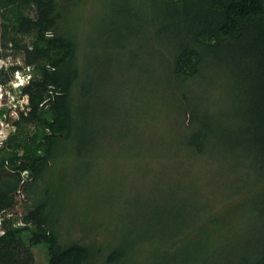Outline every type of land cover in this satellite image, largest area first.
Wrapping results in <instances>:
<instances>
[{
	"label": "rangeland",
	"instance_id": "obj_1",
	"mask_svg": "<svg viewBox=\"0 0 264 264\" xmlns=\"http://www.w3.org/2000/svg\"><path fill=\"white\" fill-rule=\"evenodd\" d=\"M157 11L142 0H55L57 34L59 25L77 42L78 139L59 156L57 151L33 186L36 194L18 195L17 212L40 203L59 239L89 246L93 264L114 247H131L119 264H182L189 245L201 243L196 229L216 212L224 229L200 264H236L262 225L255 208L261 195L246 193L257 172L233 157L244 128V93L224 68L183 91L174 89L163 63L172 30L158 33L163 21ZM145 19L153 25L143 28ZM13 23L0 4V68L29 67L32 77L36 69L23 50L35 36L15 33ZM0 88L2 116L7 93L15 95V89L10 83ZM183 108L214 129L206 156L185 154L189 120ZM23 128L29 133L34 126ZM169 231L178 235L164 245ZM32 250L38 264H47V242Z\"/></svg>",
	"mask_w": 264,
	"mask_h": 264
},
{
	"label": "trees",
	"instance_id": "obj_2",
	"mask_svg": "<svg viewBox=\"0 0 264 264\" xmlns=\"http://www.w3.org/2000/svg\"><path fill=\"white\" fill-rule=\"evenodd\" d=\"M142 1L158 8L163 21L158 33L172 30L163 63L174 89L192 87L215 68L227 69L242 87L244 128L233 144L239 151L233 157L252 167L254 174L257 172L254 185L248 186L246 193L252 190L261 195L255 208L262 225L250 252L239 254L236 264H264V0ZM0 4L12 13L15 33L35 36L23 53L25 62L36 69L29 83L21 87L22 94L28 96V110L20 112L16 130L0 146V264H38L32 247L41 242L48 243L47 264H93L89 246L77 241L65 244L59 239L40 203L32 207L24 204L22 213L17 212L18 195L36 194L33 186L57 151L59 156L64 147L78 139L74 88H78L81 74L76 62L77 42L63 34L59 25L57 34L55 0H0ZM61 16L58 11V23ZM153 23L145 19L143 28ZM2 27L6 30L5 25ZM49 32L51 36L47 35ZM12 40L9 44L17 47L16 40ZM20 68H0V84L5 86ZM51 89L56 94L46 107L43 101ZM182 113L189 120V125L184 126L188 131L187 158L206 156L207 141L214 130L210 121L190 108H183ZM24 124H32L34 129L28 133ZM82 137L81 142L85 143ZM230 137L229 134L227 138ZM25 170L28 177L22 174ZM222 224L219 214H208L199 231L192 230L200 232L201 243L189 245L182 264H200L205 252L219 239ZM169 232L162 239L164 245L178 235ZM130 248H110L99 264H119Z\"/></svg>",
	"mask_w": 264,
	"mask_h": 264
},
{
	"label": "built area",
	"instance_id": "obj_3",
	"mask_svg": "<svg viewBox=\"0 0 264 264\" xmlns=\"http://www.w3.org/2000/svg\"><path fill=\"white\" fill-rule=\"evenodd\" d=\"M51 34L52 33L50 32L47 33V35L49 36H51ZM4 66L5 68L7 67L5 63ZM13 75H15L14 80H10L8 84L10 83L15 89V95L17 94V92L19 93V95L15 96L13 93H7L9 95V99L7 100L6 98L8 110L7 112L3 113L2 116H0V146H2L3 142L8 138V136L16 130L15 121L19 118L20 112H25L26 110H28V96L26 94H22L21 87L29 83L31 79L30 69L28 67L25 70H17ZM55 94L56 92L53 89L49 91V95L43 101V103H45V106L47 105V102L54 97ZM22 174L24 175V177H28L29 175L28 171L26 170L23 171ZM1 232L2 231L0 230V233Z\"/></svg>",
	"mask_w": 264,
	"mask_h": 264
}]
</instances>
